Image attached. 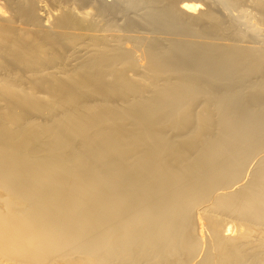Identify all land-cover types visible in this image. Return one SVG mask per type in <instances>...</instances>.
I'll use <instances>...</instances> for the list:
<instances>
[{
	"label": "bare ground",
	"instance_id": "bare-ground-1",
	"mask_svg": "<svg viewBox=\"0 0 264 264\" xmlns=\"http://www.w3.org/2000/svg\"><path fill=\"white\" fill-rule=\"evenodd\" d=\"M0 264H264V0H0Z\"/></svg>",
	"mask_w": 264,
	"mask_h": 264
}]
</instances>
